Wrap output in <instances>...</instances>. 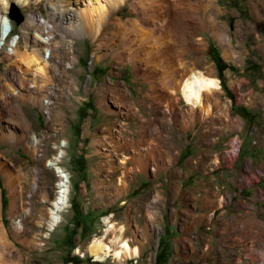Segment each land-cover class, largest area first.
I'll use <instances>...</instances> for the list:
<instances>
[{
	"label": "rangeland",
	"instance_id": "obj_1",
	"mask_svg": "<svg viewBox=\"0 0 264 264\" xmlns=\"http://www.w3.org/2000/svg\"><path fill=\"white\" fill-rule=\"evenodd\" d=\"M6 1L48 23L28 18L16 25L10 19L14 30L22 31L19 48L32 50L33 42L43 39L52 54L44 49L40 54L46 80L25 72L27 65L14 62L8 52L0 55V228L4 238L7 235L8 241L16 244L11 257L0 264H241L244 260L264 264V234L260 232L264 227V153L256 152L258 145H264V0H121L117 4V0H31L29 5ZM178 1L184 4L177 6ZM52 3L76 13L73 21L81 23L82 34L58 25L52 17ZM3 6L0 16L7 19L9 6L6 14ZM99 6H104V11H98ZM149 9L155 14L148 18L144 13ZM97 13L101 21L95 32ZM144 17L172 21L175 47L185 53L183 63L219 80L218 90L204 97L210 104L207 119L201 120L177 90L168 100L160 94L154 97L133 65L125 59L119 61V54L127 56L136 48L144 55L138 33L124 41L118 30L134 19L143 24ZM62 18L68 20L67 15ZM186 27L191 34L188 37H184ZM45 28L50 35L42 33ZM216 57L226 65L222 72ZM177 72L179 80L183 73ZM20 81L25 96L30 85L42 89L35 93L43 95L39 101L21 100L12 92ZM172 83L174 86L168 85L177 88ZM122 89L128 90L133 102L116 107L113 100ZM45 96L52 102L48 120L40 108ZM101 98L106 102L102 104ZM239 101L252 102L254 133L252 178H248L252 185L248 191L252 193V249L248 251L251 256L243 259L238 235L222 228V211L231 212L239 195L235 182L239 181L232 169L246 164L242 143L236 158L223 154L233 135L240 138L235 107ZM158 103L164 111L156 113ZM106 106L121 112L107 114ZM111 117L115 137L127 123L124 134L133 140L127 150L98 141L105 139L102 126ZM151 143L157 149L144 165L136 157L148 151ZM123 151L132 156L125 163L120 161ZM200 167L203 176L209 175L203 207L197 204L202 188L193 182ZM224 169L230 171L226 178H219L217 172ZM60 172L69 175L71 190L67 206L59 213L62 219L49 230ZM9 177L18 185L7 186ZM201 212L208 215L200 224L197 216ZM107 216L116 228L126 226L124 236L139 247V256L120 263L113 256L101 261L87 253L89 243L104 234ZM113 233H108L106 243Z\"/></svg>",
	"mask_w": 264,
	"mask_h": 264
},
{
	"label": "bare ground",
	"instance_id": "obj_2",
	"mask_svg": "<svg viewBox=\"0 0 264 264\" xmlns=\"http://www.w3.org/2000/svg\"><path fill=\"white\" fill-rule=\"evenodd\" d=\"M15 1L18 2L21 5H29L31 3V0H15ZM120 1L121 0H117V2H116V0H115L114 2H116L115 4H117ZM152 1L155 2V0H152ZM163 2H166V1H163ZM173 2L175 3V1H173ZM178 2H176V3H178ZM158 3L160 4L161 2H158ZM174 3H173V5H174ZM180 3L184 4V2L180 1L178 3V5L175 4V6L176 5L177 6H181ZM2 4H4V6ZM5 4H6V6H5ZM9 4H10L9 1L0 0V9L3 6V9H4L5 13H6L7 7L9 6ZM145 6H147V5H145ZM89 7L91 8L92 6H89ZM103 8H104V6H99L98 7V11H99V9L103 10ZM179 8H182V7H179ZM51 9L53 11L52 12L53 19L55 18V20L57 19L59 21V22L57 21L58 25L61 28H63V30L76 31L77 34H82L81 32H82L83 26L81 25V23H77V22L73 21V19L75 20V18H77V17H76V13H71L72 9H67V8L59 9L56 3H52ZM92 9L93 8H91V10ZM133 9L136 10V8H133ZM146 9L148 10V8H146ZM162 9H165V8H162ZM175 9H177V7H175ZM141 11H143V9ZM164 11H166V13H167V10H164ZM164 11H163V13H164ZM183 13H185V12H183ZM97 14H98V16H97L98 18H97V25L95 27V32H97L99 30V25H100V21H101V19H100L101 18V14L100 13H97ZM153 14H155L154 10H150L149 12L144 13V16L145 15H147V16L149 15L150 16V15H153ZM66 15H67V19L68 20H65V19L62 18L63 16H66ZM167 15H168V13H167ZM170 15H172V14H169V16ZM149 16H148V18H149ZM6 20H7L6 17L4 16V14H2L0 16V27L1 28L4 27L5 29H7L6 28ZM139 22H137V20L134 19L132 23H130V24L128 23L125 26H122V28H121V25L119 24L120 25V27H119L120 29H118V30H120L119 31V36H121V39L124 40V41L125 40H130V38H131V36L133 34L138 33L140 35V37H141V39H140L141 41L140 42L143 44L142 45L143 46L142 49L144 50V55H140V52L136 48V50H134V51L132 49V52L129 51L130 54H128L127 56L126 55L124 56L123 54H119V61L122 60L120 62H123V59H125V61L127 63H131L133 65L134 71L136 72V75L142 79L143 84L144 83H148L149 84V90L152 91L151 95H153L154 97L159 96V94H160L162 98H165L166 100H168L171 97H175L174 93L177 90L180 93L181 97L183 98L184 102H186L187 104L191 105L193 108L194 107H198L201 112L207 113L209 115L210 104L208 105L206 103L207 100L204 102V97L207 99V97L205 95L206 94L208 95L209 91L212 92V91L216 90L219 87V84H218L219 80L216 77L204 74L201 70L193 69V68L189 67V65L183 63V61H184L183 58H184V54L185 53H182L180 51L178 52L177 51L178 47H177V49L175 47V44H174L175 42H174V39H173V37L175 36V35H173L175 26H174V24H172V21H170V20L162 21V20H158V19H147V18L144 17V20L142 21V23L144 24V28L140 27L143 24L140 23L141 24L140 25ZM10 23H11V21H10ZM42 24L46 25V26L48 25V23L45 22V21H42ZM117 27H118V25H117ZM10 28H11V31H12L14 29V26L10 25ZM45 29L46 30H44V32L42 31V33L48 32V35H50L51 34L50 30H47V28H45ZM179 30H181V29H179ZM215 32L217 33V35L220 34V33L218 34L217 30ZM24 33H28V31L25 28H24ZM117 33L118 32H116V34ZM184 34H186L184 37H188L189 36V34H190L189 33V28H187L184 31ZM187 34H188V36H187ZM112 35H114V34H112ZM6 36L7 35H5L4 32H1V29H0V37H3L4 39H6ZM186 42H185V44H187ZM32 46H33L32 50H28L27 47H26L25 50H23V49L19 48V42H17L12 47L11 51L8 52V55L10 56L11 59H13L14 62H17V61L18 62L19 61L24 62L27 65V68L25 69V72L27 71V73H29V72L32 71L33 73H36V74L40 75L43 79L46 80V72H47L46 71V66H45V64L42 61V58H44V57H42V55H41V58H40V54L42 53V49H44V50L49 51V53H50L49 56H50L52 54V51H50V45L48 44V42L46 43V41H44L43 39L41 41L36 39L33 42ZM183 46L185 47V45H183ZM130 47H131V45H130ZM141 47L139 49H141ZM183 50L187 51L185 49H183ZM117 54L118 53H116V55ZM124 54H126V53H124ZM46 64H48V63L46 62ZM177 71L183 73V74L181 73L182 74L181 78H179V76H178L179 80L177 79V76L175 77V73ZM23 79H25V78L23 77ZM176 79H177V81H176ZM172 82H175V84H177L176 85L177 88L175 87V89H174V88H172V86L170 87L168 85V84H173ZM19 84H20V86H15L14 90H12L13 88L11 89L14 94L19 95V97H20L19 99H21V100H32V101L37 102V101H39V96H40V98L43 96V95L42 96L41 95L36 96L35 93H38L39 91H40L39 93H41V90H42V89L39 90L40 88L36 89V85H30L29 87H26L27 91H29L30 93L25 96V92H23V89L25 88V86L22 85V81H20ZM173 86H174V84H173ZM169 91L171 92V94H169ZM114 92H116V91H114ZM114 95H116V94L114 93ZM165 99H164V101H165ZM42 101H43V98H42ZM104 101H105V99L101 98L100 102L102 104L104 103ZM154 101H156V100H154ZM113 102L115 103L116 107H122L126 102H130V105H131V102H133V101H131L130 98H129L128 90L127 89H125V90L122 89V92L121 93L119 92V95L115 96ZM143 103H144V101H143ZM172 103H173V101H172ZM205 103H206L207 106L205 105ZM218 103L219 102H217V103L215 102L216 106H218ZM42 105H43V103H42ZM158 105H159V103H158ZM111 106L113 108H115L114 105L110 104V108H111ZM159 106L160 107L156 108V111H155L156 113L164 111V110L160 109V108H163L162 105H159ZM106 108L107 109L105 110V112L107 114L109 113V114H116L117 115V114H119L121 112L120 109H118L119 111L116 112L114 110L112 111L107 106H106ZM169 112H171V111H169ZM150 114H151V112H150ZM128 116H129V114H128ZM126 118H129V117H126ZM143 120H145V119H143ZM152 120H154V119H152ZM146 122H147V119H146ZM142 123L145 124V122H142ZM114 124H115V122H114L113 118L111 117L109 119V121L102 126V131L105 133V139L103 140L102 138H98V141L100 143L106 141L105 143H107L108 146L114 147L115 149L122 151V149H126V148L130 147L131 143H133L132 142L133 140L124 134V131L127 128V127L125 128L127 123L126 124L124 123L121 126V128H120V130L118 132L119 135L117 134L116 135L117 137H115V135H114L115 134L114 133L115 130L113 128ZM149 127H151V126H149ZM95 135H97V134H95ZM138 140H140V139H138ZM150 142L154 143L152 140H150ZM152 143H151V145L149 147L146 146V147H148L147 150L148 149L149 150L143 153L145 155L139 153V155L136 157V159H138L139 161H142L144 165L148 164V162L150 161L149 158L152 155H154L155 150L157 149V148L154 147V145H152ZM107 144H105V145H107ZM144 145H146V144L144 143ZM144 145H142V146H144ZM108 146H107V148H108ZM104 147H106V146H104ZM154 148H155V150H154ZM135 150H137V149L135 148ZM124 152L125 151L121 152L122 159H120V161L125 163L126 160H128V158L131 155L129 156V154H127L128 151H127V153H124ZM134 153H136V152H134ZM131 157H130V159H131ZM124 163H123V165H124ZM60 176H61V178L59 179V182H58L57 196H56V198H55V200L53 202L54 207L50 210V219L48 221L49 230H53L58 225L60 220L62 219L61 215H59V213L62 210H64V208L67 206L68 198H69L68 195H69L70 190H71L70 179H68L69 175L64 174L63 172H60ZM6 185L9 186V187H13L15 185H18V183L16 182V180L14 178H10L9 177L6 180ZM110 217L111 216L104 217L103 221H104V223L106 225V228L104 229V234L101 235V236H96L89 243L88 248H87V253H90L92 256H95L97 260H101V261H105L108 257L113 256L117 260V262H120V263H125L127 261V259L139 256L140 255L139 247L137 245L136 246H132L131 243H130V239L124 236L125 227L126 226H124L123 224H120V225L118 224L119 226L116 228L115 224L111 221ZM20 227L21 226L18 223L17 224V228H20ZM115 229H117L118 233H113V232H115L114 231ZM2 231H4V230L0 228V262L2 260H5V259H8L9 257H11V253L10 252H11L12 248L16 249V244L13 243V242L8 241L7 235L4 238L5 232L3 233ZM109 232L113 233L114 236L112 237V239H110V243H106L105 239H106V237H107ZM25 242H26L25 244H29V241H25ZM2 263H3V261H2Z\"/></svg>",
	"mask_w": 264,
	"mask_h": 264
},
{
	"label": "crops",
	"instance_id": "obj_3",
	"mask_svg": "<svg viewBox=\"0 0 264 264\" xmlns=\"http://www.w3.org/2000/svg\"><path fill=\"white\" fill-rule=\"evenodd\" d=\"M237 115L239 116L238 125H239V133L238 135L242 141V161L246 164H240L239 167H234L232 172H234L237 190L239 192L238 199L235 201V206L232 211H222V228L227 230H233L235 235H238V239L240 241L239 246L244 253L241 255L240 259L249 258L251 255L248 251L252 249V193H248L250 191L252 185L248 183V178H252V102L239 101L238 104L235 105ZM192 109H196L201 120L203 118H208L209 115L204 112H200L198 107H191ZM203 129V126L201 127ZM226 147L223 150V154H225ZM255 149V148H254ZM256 152L263 154L264 153V145H258L256 147ZM230 169H224L217 172V176L219 178H226V173L229 172ZM238 171V172H237ZM237 172V173H236ZM211 177H214L211 174ZM209 179V175L203 176V169L200 167L199 174L196 175L193 179V182L197 185L201 186V195L202 199H200L197 204L199 207L204 206V198L207 190L205 187L207 186V180ZM206 210V209H205ZM207 212H201L197 218L198 221L204 223L207 220ZM264 234V227L260 231ZM251 242V243H250ZM248 261L244 260L241 264H247Z\"/></svg>",
	"mask_w": 264,
	"mask_h": 264
},
{
	"label": "built area",
	"instance_id": "obj_4",
	"mask_svg": "<svg viewBox=\"0 0 264 264\" xmlns=\"http://www.w3.org/2000/svg\"><path fill=\"white\" fill-rule=\"evenodd\" d=\"M23 15H24V20L23 22H25L26 19H31L33 20L34 22H42V18L40 16H38L37 14L35 13H29V12H26V11H23L22 12ZM6 14V13H5ZM6 16V15H4ZM10 20L7 18L6 20V28L5 29L4 27H0L1 29V32H4L6 36V39H4L3 37H0V55H1V52L3 51L4 53L6 52H10L12 47L17 43L19 42L21 36H22V31L19 30V31H16V30H12L11 31V28H10ZM43 105L40 106L41 108V112H42V115H43V118L45 119H50L51 118V108H52V102L49 100L48 97H43ZM241 139L237 136V135H233L229 141L227 142V148L225 150V155L228 157V158H236L239 153H240V148H241Z\"/></svg>",
	"mask_w": 264,
	"mask_h": 264
},
{
	"label": "water",
	"instance_id": "obj_5",
	"mask_svg": "<svg viewBox=\"0 0 264 264\" xmlns=\"http://www.w3.org/2000/svg\"><path fill=\"white\" fill-rule=\"evenodd\" d=\"M7 16L9 19L13 20L16 25H19L24 20V15L21 9L14 3H11L7 11Z\"/></svg>",
	"mask_w": 264,
	"mask_h": 264
},
{
	"label": "trees",
	"instance_id": "obj_6",
	"mask_svg": "<svg viewBox=\"0 0 264 264\" xmlns=\"http://www.w3.org/2000/svg\"><path fill=\"white\" fill-rule=\"evenodd\" d=\"M216 65H217L219 72H222L226 68V65L222 63L219 57H216Z\"/></svg>",
	"mask_w": 264,
	"mask_h": 264
}]
</instances>
